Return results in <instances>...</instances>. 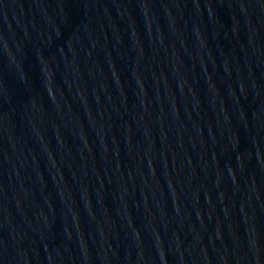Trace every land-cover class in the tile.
<instances>
[{
    "label": "water",
    "instance_id": "obj_1",
    "mask_svg": "<svg viewBox=\"0 0 264 264\" xmlns=\"http://www.w3.org/2000/svg\"><path fill=\"white\" fill-rule=\"evenodd\" d=\"M0 264H264V0H0Z\"/></svg>",
    "mask_w": 264,
    "mask_h": 264
}]
</instances>
